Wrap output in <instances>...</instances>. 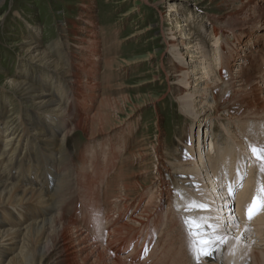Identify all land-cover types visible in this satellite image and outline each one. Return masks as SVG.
I'll return each mask as SVG.
<instances>
[{"label":"bare ground","instance_id":"obj_1","mask_svg":"<svg viewBox=\"0 0 264 264\" xmlns=\"http://www.w3.org/2000/svg\"><path fill=\"white\" fill-rule=\"evenodd\" d=\"M91 1H81L84 10L79 12V19L72 22L69 27L70 30L74 33L76 31L78 34L63 29L61 38L53 41L55 54L51 51L48 53L47 48L45 49L35 38L36 29L31 30L33 33H30L29 37L17 41L24 66L28 65L29 68L38 66L42 70L40 74L42 78H38L36 82L24 73L17 77H11L7 73L3 74V87L12 92L11 97L18 101L19 105L17 112L13 113L15 118H11L15 121L8 120L11 112L7 114L4 108L0 109V166L5 165V167L10 168L11 162L15 161L9 170V176L7 174L8 169L5 170V167H0V264H141L150 252L149 250H152L149 244V237H152V233L145 231L142 237L133 223L135 221L140 222L139 217H146L151 214L150 212L156 206L155 199L159 196L158 192L148 196L140 214L129 218L128 221L113 223L111 229L101 236L95 233V226L89 227L87 225L86 220H83L86 229L79 226L77 217L81 212L75 209L71 214V208L67 206L71 204L67 202L71 196L68 195L71 184L69 175L66 174L63 166L59 172L57 171L58 164L63 161L68 152V136L71 133L80 131L88 139L95 138L101 134L103 136V133L124 122V119L117 123L114 122L107 113L106 110H111L110 99L104 88H101V81H98L96 70L93 68L99 56L97 53L98 38L96 39L92 24L93 13L89 9ZM230 3L233 7L223 15L215 16L212 19V24L210 23L213 36L218 37L217 33L220 29L229 31L230 54L226 56L224 53L225 55L221 57H226V61L221 67L223 66L227 75H224L221 70L213 74L212 68L206 64L208 63L207 60L200 61L198 71L193 70L192 67H186L187 70H185L171 58L167 60L166 67L169 73L177 78L180 83L173 88L179 98L180 106L191 117V122H204L209 117L218 115V118L237 121L244 128H248L252 124L251 127L256 130L259 121L264 123V87L258 84V79L252 72L245 73L239 65L234 64L235 59L232 56L234 52H242L245 46L252 47V43L256 45L255 47L259 46L258 35L261 36V33H264V0H232ZM168 6L169 9L172 8L170 5ZM82 20L89 22L91 27L85 29V27L79 26L78 23ZM169 20H173L171 16ZM182 24L183 22L179 26ZM80 30L89 33L87 41L83 39L84 37L78 36ZM221 32L223 33V31ZM73 35L75 39L71 41V47L73 48L75 45L77 51H73L69 47ZM171 35L173 39L166 41V43L172 46V54L178 58L183 53H187L193 62L195 58L191 54L192 49L188 52L181 49L183 38L188 39L193 36L190 33L184 35L183 30L171 32ZM65 36L66 38H64ZM151 39H156V36ZM213 42L215 45L216 42ZM194 46L191 44L188 48ZM202 50L200 56H205V49ZM73 58L78 67L74 68L76 71L68 67L73 63ZM26 68L22 69L26 70ZM232 68L233 72L231 73ZM197 73H201L199 77L204 78L201 79L204 86L199 87L200 90L196 89L199 85L198 78L195 77ZM186 78H191V81H188V85L183 87L181 81ZM48 79H52L53 88L47 87L48 84L46 85L45 81ZM209 88H213V93L209 98L212 101L202 103V98L207 96L205 90ZM90 101H93L94 105H90ZM207 111L210 113L206 114ZM4 112L6 113L5 117L3 116ZM63 129L64 131L59 134ZM179 140L180 146L183 147L184 145L187 148L180 147V155L176 156L177 162L174 163V167L180 171L175 175L187 188L197 191L203 197L207 196L206 201L209 207L207 208L210 211L206 217L209 219L203 223L205 225H218L217 235L226 237L225 242L217 245V250L214 252L210 253V249L204 247L203 259L200 260V263L264 264V246H261L264 244V211L257 213V215L255 213L253 215L254 220L248 221L251 219L249 218V205L253 203V193L256 194V204L263 205L261 201L264 200V191L260 193L259 197L257 196V189H264V179L253 184L255 181L252 180L251 175L254 163L262 162L263 155L260 149L264 148V142H262L264 141V134L259 142H257L258 140L255 141V152H251L249 146L246 145L245 147L244 141L240 140L236 145L240 147L239 150L242 148L243 150L239 153L238 159L230 161L231 159L227 158L231 154L228 148L219 151V154L216 155L217 158L223 160L222 171L219 173L222 172L224 175L222 180L229 179L232 181L234 179V185H237L234 198L236 205L238 203L239 205L243 204V206L238 207L242 208L241 210L231 208L232 205L230 204L233 202L226 200V195L223 197L219 195L220 184L215 181L209 165L210 154L216 151L213 141L210 139L207 142L206 140V147H202L201 141L203 140L198 139L200 146L197 145L192 148L188 144L187 135L179 137ZM24 153L28 154V159L20 156ZM128 154L129 156L136 155L135 151H130ZM143 154L147 153H139L138 156ZM241 155L242 157L239 158ZM160 156L158 154L159 161ZM250 156L253 160L248 163L244 162V159L248 158L249 160ZM226 158L227 161H225ZM34 162L37 163L36 168L28 169L29 164ZM146 164H141V168L137 170L138 173L151 172V169L145 167ZM90 167L92 168L91 165ZM161 167L165 168V166ZM190 172L193 173L192 176L191 174L189 176ZM131 173L137 174L136 172ZM155 173L161 176L162 169L158 168ZM123 174L121 171L118 174L116 172V176L119 178V180L116 178L118 182L115 183V181L113 187L106 185L104 197L101 199L102 195L99 197L95 185L98 178H95L94 181L86 169L81 168L77 171L79 182L76 184L81 191L78 193H82L83 201L92 210L90 215L97 224L102 220L100 217L103 215L104 199L108 202L107 205L113 203L115 207H118L120 202L127 200L138 189L144 188L148 181H153L148 180V178L146 180H133L131 179L132 174L126 175L125 173L124 176ZM19 175L21 178H18ZM200 180L202 184L197 183ZM210 185L212 188L209 189ZM166 186L163 187L165 191L167 190ZM248 192L252 193L249 194ZM166 193H162L161 197H166L168 194ZM246 193L249 195L246 196ZM200 201L199 199L198 204L205 205L204 202ZM156 207L158 208V206ZM205 209L196 207L190 214L201 210L207 211ZM218 210L223 212L224 216L222 215L219 220L224 219L225 225L221 223L222 220H220V224L215 223L218 220L215 212ZM239 210L241 213V216L239 215L240 223L233 224L235 222L233 213L234 211L239 212ZM145 225L149 224L145 223ZM232 229H234L233 233L231 232ZM204 231H208V229L205 228ZM106 235L107 237H105ZM139 235L146 240L141 241ZM243 238L245 239L243 240ZM126 250L130 252L126 255L125 253L121 254Z\"/></svg>","mask_w":264,"mask_h":264},{"label":"rangeland","instance_id":"obj_2","mask_svg":"<svg viewBox=\"0 0 264 264\" xmlns=\"http://www.w3.org/2000/svg\"><path fill=\"white\" fill-rule=\"evenodd\" d=\"M81 1L0 0V109L4 108L7 114L11 112L12 115L10 114L8 120L15 121V119L12 120L11 118H15L13 113L17 112L19 104L18 101L11 97L12 92L3 87V74L7 73L11 77H17L24 73L28 78L36 82L38 78H42L40 75L42 70L38 66L32 68H29L28 65L26 66L27 68L24 66L17 41L29 37L30 33H33L31 30L36 29L37 31L34 32L35 38L39 40L45 49L47 48L46 51L48 53L51 51L55 54L53 45L55 41L61 38V31L67 29V31L69 30L72 33L73 31L69 28L71 23L79 19V12L84 10ZM230 1L232 0H92L90 2L89 9L93 13L92 24L96 39L98 38L97 53L99 56L93 68L96 70L98 81H101V88H104L106 95L110 99L111 110H106L108 111L107 113L114 122L117 123L123 119L124 122L112 127L103 133V136L102 134L98 135V137L96 136L97 138L88 139L80 131L71 133L68 136V152L63 161L58 164L57 171L59 172V169L64 167L66 174L69 175L71 184L68 190L70 193L68 194L67 192V194L71 196L68 198L67 195V202L71 204L67 206L71 208V214L75 209L81 212L77 217L79 226L82 229H86L84 222L86 220L87 225L89 227L95 226V233L101 236L111 229L110 227L114 225L113 223L125 222L129 218L140 214L144 203L148 200V196L158 192L159 196L155 199V204L158 208L155 206L153 211L150 212L151 214L146 217L141 216L139 217L141 219L140 222L135 221L133 223V226L137 228V232L142 234V237L145 231L152 233L151 238L148 234L152 250H149L150 252L141 264H202L200 260L203 259V249L199 253L200 258L197 261L195 254L189 248V235L184 221L189 216L206 217L210 210H208L209 207L206 201L207 196L203 197L197 191L187 188L179 177L175 175V173L180 171L177 167H174V163L177 162L176 156L180 155V147L187 148L184 145L183 147L180 146L179 137L187 135L188 144L192 148L193 146H200L198 139L203 140L201 141L202 147H206V140L207 142L210 139L213 141L216 151L210 154L209 165L213 171L215 181L220 184V188H218L219 195L220 197L226 195V200L233 202L230 204L233 209L243 206L242 203L240 205L235 203L234 197L236 196L237 185H234V179L232 181L229 179H227L228 181L222 180L224 175L222 172V175L219 173L222 171L223 160L217 158L216 155L219 154V151L228 148L229 152L231 151V156L226 157L229 160L231 159L230 161L238 159L239 153L243 150V148L239 150L238 148L240 147L236 145L240 140L244 141V146H249L250 151L253 152L256 149L255 141L258 140L257 142H259L264 134V123L259 121L260 123L258 122L257 124L258 128L253 130L252 124L248 128H244L240 126L239 122L230 121L222 117L218 118V115H213L204 122H191V117L180 106L179 98L173 88V86L176 84L180 85V83L177 78H174L169 73L166 67L168 64L167 60L171 58L185 70H187L186 67H192L193 70L198 71L199 63L201 64L200 61L207 60L208 63L206 64L212 68L213 74L221 70L224 75H227L223 66L221 67L226 61V57H221L225 54L226 56L230 54L229 31L220 29L217 33L219 36H213L211 24L215 16H221L233 7ZM168 5L172 8L169 9ZM170 16L173 20H169ZM181 22L183 24L179 26ZM78 25L85 27V29L91 27L89 22H84L83 20ZM32 26L34 27L32 28ZM178 30H183L184 35L190 33L193 36L188 39L183 38V45L181 46L184 52L192 49L191 54L195 58L193 62L187 53H183L178 58L175 57L172 54V46L166 43V41L173 39L171 32H177ZM84 31L80 30L78 36L84 37L83 39L87 41L89 33ZM74 34L78 33L75 31ZM155 36L156 39L152 40L151 38ZM258 37V42H260L259 44L257 42L258 47H255L256 45L252 43V47L245 46L242 52H234L232 57L235 59L234 64L239 65L245 73L252 72L258 79V84L264 87V33H261V36L259 34ZM74 39L73 35L69 47H71V41H74ZM213 41L216 42L215 45ZM84 44L87 43L84 42ZM191 44L195 46L188 48ZM74 46L71 49L77 51ZM196 49L197 52L194 53ZM202 49H205V56H200V53L203 52ZM62 64L65 63L62 62ZM74 65L76 63L73 58V63L68 67L76 71L74 68L78 67ZM22 68H26V70ZM230 72H233V68ZM195 75L198 78L197 82H199L196 89L200 90L199 87L204 86L201 80L204 78L199 77L201 73ZM186 79L181 81L183 87H186L188 81H191V78ZM51 81L52 79L45 81L49 88H53ZM101 88H99V91H101ZM205 92L207 96L205 98L201 97L202 103L211 102L212 100H209V98L213 93V88H209ZM96 101L98 102V99ZM97 102L95 103L97 104ZM89 103L94 105L93 101ZM6 113L3 114L4 117ZM209 113L210 111L206 112V114ZM130 151H135L136 155L129 156L128 153ZM139 153L147 154L138 156ZM158 154L161 155L160 161L158 160ZM20 156L28 159V154L24 153ZM263 157V161H260V163L254 160L255 165L251 174L252 180L255 181L253 184L264 179V172L261 171V167L264 165ZM227 158L225 161L228 160ZM252 160L253 158L250 156L249 160L248 158L244 159V162L248 163ZM14 162H11L10 168L5 167V165L0 166L5 167V170L8 169V176ZM142 163H147L145 167L151 169V172L138 173L137 170L141 168ZM36 164L35 162L29 164L28 169L36 168ZM161 166H165V168ZM37 168H39L38 165ZM81 168L86 169L90 174L89 176L93 177V180L98 178V180L94 181L99 197L102 195L101 199L104 197L106 185L113 187L118 182L117 179L119 180V178L116 176V172L118 174L121 171L124 173L123 176L125 173L129 175L132 174L131 172H136L137 174H132L131 179L146 180L148 178V180L153 181H148L145 185L146 187L138 189L127 200L120 202L118 207H115L113 203L107 205L108 202L104 199L103 215L101 214L102 216L100 217V220H102L97 224L90 215L92 210L83 201L82 193H78L81 191L76 184V182H79L77 171L81 170ZM158 168L162 169L161 176L155 173ZM190 174L192 176L193 173L190 172L189 176ZM18 178H21V176L19 175ZM197 183L202 184L201 180L197 181ZM164 186L167 187L166 191L168 194L163 189ZM233 187L235 190H232ZM210 188H212V185L209 186ZM71 192L74 193L71 194ZM162 193H166L167 196L161 197ZM248 193H246V196ZM255 196L256 194L253 193L252 198ZM199 199L201 200L200 202H204L208 207L205 209L207 211L201 210L190 214L193 210H189L188 205L194 200L198 202ZM263 205H256L257 207L252 208L251 219H248L249 222L254 220L255 217L253 215L255 213L257 215V213L264 211ZM238 209L241 210L242 208ZM240 210L239 212L234 211L235 217H233V220L235 222L233 224L240 223ZM219 212V210L215 212L218 219L215 223L220 224V220H222L221 223L225 225L224 219L221 218L219 220L223 212ZM104 219L110 221L107 222ZM145 223L149 225H145ZM231 232L233 233L234 229ZM139 236L141 241L146 240L141 235ZM261 246H264V244H261ZM128 252L130 251L126 250L121 254L125 253L126 255Z\"/></svg>","mask_w":264,"mask_h":264},{"label":"snow or ice","instance_id":"obj_3","mask_svg":"<svg viewBox=\"0 0 264 264\" xmlns=\"http://www.w3.org/2000/svg\"><path fill=\"white\" fill-rule=\"evenodd\" d=\"M255 151V149H254ZM260 151L264 153V148H261ZM261 171L264 172V166L261 167ZM231 191V189H230ZM264 191V189H257V196H260V193ZM257 198L254 197L252 205H249V218H251L252 207L256 205ZM264 204V200L261 201ZM206 208V205L198 204V202H191L188 205L189 210H193L194 208ZM209 219L208 217L199 216V217H188L185 218V224L187 226V231L189 235V248L195 254L197 261H199V253L202 251L204 247H208L210 249V253L217 250V245L223 244L226 240V237L217 235L219 231L218 225H205L203 222ZM207 228L208 231H204ZM209 253V254H210Z\"/></svg>","mask_w":264,"mask_h":264}]
</instances>
